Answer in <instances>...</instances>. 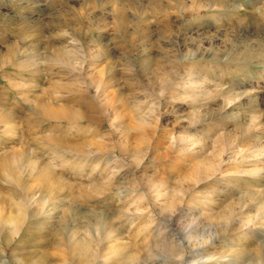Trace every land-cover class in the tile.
Masks as SVG:
<instances>
[{"label":"rangeland","instance_id":"1","mask_svg":"<svg viewBox=\"0 0 264 264\" xmlns=\"http://www.w3.org/2000/svg\"><path fill=\"white\" fill-rule=\"evenodd\" d=\"M263 262L264 0H0V264Z\"/></svg>","mask_w":264,"mask_h":264},{"label":"bare ground","instance_id":"2","mask_svg":"<svg viewBox=\"0 0 264 264\" xmlns=\"http://www.w3.org/2000/svg\"><path fill=\"white\" fill-rule=\"evenodd\" d=\"M70 58V57H69ZM64 57L61 56L60 57V60H63ZM41 105V104H40ZM42 110V109H41ZM65 111L67 112V110L65 109ZM65 111H63V108L60 109V108H51L49 105H48V108L45 110V116H47L48 118L50 119H55V120H63L65 118H67V114L68 113H65ZM70 117V116H69ZM74 117V116H73ZM71 117V119L73 118ZM197 141V140H196ZM48 175V174H47ZM31 203V202H30ZM238 216V215H237ZM236 216H234L235 218ZM239 217V216H238ZM248 217V216H247ZM243 221V220H242ZM239 222V221H238ZM231 224V223H230ZM241 224V223H240ZM242 226V225H241ZM239 228V227H238ZM17 230V229H16ZM241 232V231H240ZM15 233V232H14ZM232 234V233H231ZM62 237V236H61ZM235 238V237H234ZM248 237H246L245 240H247ZM264 263V262H263Z\"/></svg>","mask_w":264,"mask_h":264}]
</instances>
